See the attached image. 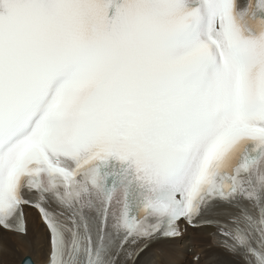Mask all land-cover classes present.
I'll use <instances>...</instances> for the list:
<instances>
[{"label": "snow or ice", "instance_id": "6c2138e0", "mask_svg": "<svg viewBox=\"0 0 264 264\" xmlns=\"http://www.w3.org/2000/svg\"><path fill=\"white\" fill-rule=\"evenodd\" d=\"M27 210L44 264H145L181 223L264 264V0H0V240Z\"/></svg>", "mask_w": 264, "mask_h": 264}, {"label": "bare ground", "instance_id": "6f19581e", "mask_svg": "<svg viewBox=\"0 0 264 264\" xmlns=\"http://www.w3.org/2000/svg\"><path fill=\"white\" fill-rule=\"evenodd\" d=\"M28 236L7 234L0 240V264H44L46 244L39 218L33 210H27ZM210 229H187L174 241H161L145 257V264H225L226 258L217 254L209 245ZM39 246V247H37ZM199 255L195 263L193 257Z\"/></svg>", "mask_w": 264, "mask_h": 264}, {"label": "rangeland", "instance_id": "374dc122", "mask_svg": "<svg viewBox=\"0 0 264 264\" xmlns=\"http://www.w3.org/2000/svg\"><path fill=\"white\" fill-rule=\"evenodd\" d=\"M37 247H39V246H37ZM193 260V262L195 263L196 261H194V259H192Z\"/></svg>", "mask_w": 264, "mask_h": 264}]
</instances>
